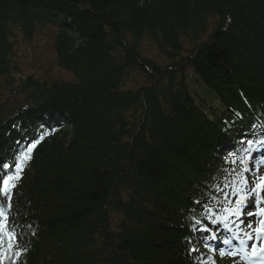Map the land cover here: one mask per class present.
<instances>
[{
  "label": "trees",
  "instance_id": "1",
  "mask_svg": "<svg viewBox=\"0 0 264 264\" xmlns=\"http://www.w3.org/2000/svg\"><path fill=\"white\" fill-rule=\"evenodd\" d=\"M15 30L45 32L72 80L14 81ZM42 129L14 198L22 264H201L190 209L222 154L264 138V0H0V161Z\"/></svg>",
  "mask_w": 264,
  "mask_h": 264
},
{
  "label": "snow or ice",
  "instance_id": "2",
  "mask_svg": "<svg viewBox=\"0 0 264 264\" xmlns=\"http://www.w3.org/2000/svg\"><path fill=\"white\" fill-rule=\"evenodd\" d=\"M53 131L42 129L10 161H0V264H22L28 250L23 233L16 231L14 198L33 152ZM259 143L264 146V140ZM237 145L222 154L224 165H233L230 168L221 165L222 184L214 185L211 193L202 194L190 209L189 255L201 252L202 248L215 253L207 259L200 256L201 264H218V259L226 255L233 258L240 255L245 264H264V159L253 155L251 139H238ZM197 213L200 218H196ZM220 229L230 235L220 239ZM198 232L204 235L197 238ZM216 241L225 247H214L210 243ZM233 241L239 244L236 250H231Z\"/></svg>",
  "mask_w": 264,
  "mask_h": 264
},
{
  "label": "rangeland",
  "instance_id": "3",
  "mask_svg": "<svg viewBox=\"0 0 264 264\" xmlns=\"http://www.w3.org/2000/svg\"><path fill=\"white\" fill-rule=\"evenodd\" d=\"M21 36L22 34L18 30H15L11 37V42L13 44V56L11 60L14 68L10 74H13L12 77L14 81L17 82L28 76H32L34 79L40 81L48 79H56V81L72 80L71 76L56 64L51 49V40L45 32L36 33L30 41H24ZM143 43L144 57L163 64L164 60L156 54L157 50L155 47L153 48L149 41H144ZM185 76L189 77L191 80L194 79L189 70L185 71ZM192 82L191 87H193L196 92L200 93L201 91L198 90H201V86L195 79ZM209 100L212 101L213 99ZM215 104V101H213L214 106ZM115 221L116 220L112 218L111 223L113 226H115Z\"/></svg>",
  "mask_w": 264,
  "mask_h": 264
}]
</instances>
